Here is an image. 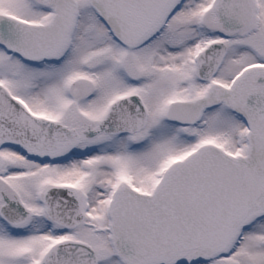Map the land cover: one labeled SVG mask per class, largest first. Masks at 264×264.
I'll list each match as a JSON object with an SVG mask.
<instances>
[{
  "label": "snow or ice",
  "instance_id": "snow-or-ice-1",
  "mask_svg": "<svg viewBox=\"0 0 264 264\" xmlns=\"http://www.w3.org/2000/svg\"><path fill=\"white\" fill-rule=\"evenodd\" d=\"M0 264H264V0H0Z\"/></svg>",
  "mask_w": 264,
  "mask_h": 264
}]
</instances>
